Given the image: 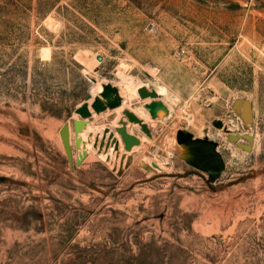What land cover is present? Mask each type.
<instances>
[{"label":"rangeland","instance_id":"1","mask_svg":"<svg viewBox=\"0 0 264 264\" xmlns=\"http://www.w3.org/2000/svg\"><path fill=\"white\" fill-rule=\"evenodd\" d=\"M97 80L164 86L170 114L150 115L151 136L127 121L141 136L131 152L126 117L97 114L78 150L75 109ZM238 98L253 103L249 125ZM189 111L225 160L215 180L167 147ZM106 127L119 158L109 133L100 150ZM0 264H264V0H0Z\"/></svg>","mask_w":264,"mask_h":264},{"label":"water","instance_id":"2","mask_svg":"<svg viewBox=\"0 0 264 264\" xmlns=\"http://www.w3.org/2000/svg\"><path fill=\"white\" fill-rule=\"evenodd\" d=\"M97 58L102 60L103 57L98 55ZM93 81H96L95 77L90 76ZM138 93L141 99L151 98V100L144 104V107L149 111L152 118H156L159 115L160 111H163L165 114H169V107L162 100L161 95L156 89H149L146 86H141L138 89ZM93 98V101L90 100ZM123 102V98L120 95L119 87L110 82L102 84V90L93 97L92 93H88L85 97V100L76 107L75 112L80 115L79 119H73V129L75 132V145L79 150L81 148L82 138L78 134L85 128L87 125V119L90 118L93 113H101L107 109H112L120 106ZM233 108L235 112L241 117L245 125H249L254 120V111L253 103L248 98H238L233 102ZM126 119H120V126L116 127V131L121 135V138L124 143V149L126 152H131L134 145H140L141 140L137 135L131 134L127 129V121L138 123L141 127V130L146 133L148 136H151V130L147 123H145L137 114L133 111L126 109L124 111ZM214 125L219 128H224L225 131L229 133V139L235 141L238 146L244 148L247 151L253 150L254 136L252 134L242 133L238 135L236 133L230 132V130L224 126L223 122L220 119L214 120ZM63 147L68 159V162L71 166H74V147L71 142V124L65 122L59 130ZM109 133L108 142L106 143V150L109 149L110 143L114 147V151L117 152V157H120V140L115 135V132L109 127H106L104 130L103 140L100 142V150L103 149L105 145V138ZM246 139L248 143L240 142V139ZM176 139L178 143L188 144L193 153L194 157L191 160L192 166L197 169L205 171L211 180H215L220 177L224 168L225 160L223 155L218 151V144L215 140L208 137L197 138L193 133L185 131L183 129H178L176 133ZM99 138H96L94 146L97 147V141ZM87 156V150H83L82 153L77 157V164H81L85 157ZM127 158L126 167H129L132 157L127 153H123L121 156V168L118 173L121 175L123 173L124 161ZM109 159V157H108ZM142 165H145L148 168L149 172H156V163L152 165L141 161Z\"/></svg>","mask_w":264,"mask_h":264},{"label":"bare ground","instance_id":"3","mask_svg":"<svg viewBox=\"0 0 264 264\" xmlns=\"http://www.w3.org/2000/svg\"><path fill=\"white\" fill-rule=\"evenodd\" d=\"M44 50V55L45 56H49L50 55V50L48 48H43ZM87 58V57H86ZM88 60V59H87ZM92 60V59H91ZM90 60V61H91ZM89 61V60H88ZM87 61V62H88ZM99 60L97 59H93V61H91L90 63V66L92 68L96 67V65L98 64ZM124 67V66H123ZM129 67V66H128ZM121 69V68H120ZM124 70V69H123ZM125 72V71H123ZM90 74V72H88ZM92 75V74H90ZM93 76V75H92ZM124 76V75H123ZM123 82V81H122ZM102 84L103 82L97 80L96 82V86L95 88L92 90V95L95 96L97 95L101 90H102ZM119 86V85H118ZM141 86H146V85H138V86H135L132 84V82L130 81H127L125 84H123L122 86L120 85L119 87V92H120V95L122 96L123 98V102L120 106L116 107V108H112V109H107L106 111L104 112H101L102 114H105V113H108V112H112L114 113L113 114V118L116 119L117 118V115L119 113H122V116L125 118V113L124 111L126 110V97L128 96H136L138 97L139 96V93H138V89L141 87ZM156 88V87H155ZM158 91V93L160 95H164L166 92H167V89L164 87V86H160L159 88L156 89ZM162 98V97H161ZM93 99V98H92ZM92 99L90 100V102L92 101ZM151 100V98H147L144 100V102L141 104V106L138 108L139 111L138 112H135V114H137V116H139L145 123H148V120L150 118V113L149 111L144 107V104L149 102ZM163 100V98H162ZM164 101V100H163ZM165 102V101H164ZM165 104L169 107V104L167 102H165ZM128 109V108H127ZM169 109L171 110V108L169 107ZM131 111H133L132 109H129ZM163 111H160L159 112V115L158 117L161 116V113ZM100 114V113H99ZM170 114V113H169ZM95 115H97V113H93V115L88 118L86 121H87V126H85V128L78 134V136L80 137L83 133H88L91 129L89 128V123H88V120L91 119L92 117H94ZM167 115V114H165ZM158 117L154 118L153 120H156ZM80 118V115L76 113L75 115V119H79ZM112 118V119H113ZM121 118H119V121H120ZM90 121V120H89ZM119 121L117 122V127L120 126L119 124ZM129 125H138L140 127V125L138 123H135V122H130L129 121ZM130 127V126H129ZM195 127H200V124L198 123V120L196 119V116H194V114H192L190 111L187 112L186 116H185V120L183 121V126L180 127V129H183L185 131H188V132H191L193 133V135L195 136ZM141 128V127H140ZM177 130L176 129L174 131V133L168 137V142H167V147L179 154H181L182 156H185L188 160H192L193 157H194V153L191 149V147L186 144V143H178L177 142V139H176V133H177ZM131 134L133 135H137V133H135L133 130H128ZM241 135V134H240ZM144 139V138H143ZM139 145H134V147H137ZM81 147H82V142H81ZM133 147V148H134ZM82 153V151L80 152Z\"/></svg>","mask_w":264,"mask_h":264},{"label":"crops","instance_id":"4","mask_svg":"<svg viewBox=\"0 0 264 264\" xmlns=\"http://www.w3.org/2000/svg\"><path fill=\"white\" fill-rule=\"evenodd\" d=\"M165 101V100H164ZM71 135H72V128H71ZM137 136L140 138V140H141V136H139V134H137ZM72 144H73V142H72Z\"/></svg>","mask_w":264,"mask_h":264},{"label":"built area","instance_id":"5","mask_svg":"<svg viewBox=\"0 0 264 264\" xmlns=\"http://www.w3.org/2000/svg\"><path fill=\"white\" fill-rule=\"evenodd\" d=\"M183 51H184V49H183Z\"/></svg>","mask_w":264,"mask_h":264}]
</instances>
